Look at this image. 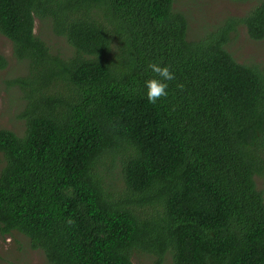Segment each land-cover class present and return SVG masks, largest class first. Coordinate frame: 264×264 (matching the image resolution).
<instances>
[{
  "label": "trees",
  "instance_id": "trees-1",
  "mask_svg": "<svg viewBox=\"0 0 264 264\" xmlns=\"http://www.w3.org/2000/svg\"><path fill=\"white\" fill-rule=\"evenodd\" d=\"M175 3L0 0V33L28 64L13 82L25 132L0 130V230L49 264H135L136 251L264 264V67L227 49L240 26L264 40V0L205 34ZM35 17L71 56L36 35ZM149 62L174 72L156 103ZM118 156L126 187L114 194L105 172Z\"/></svg>",
  "mask_w": 264,
  "mask_h": 264
},
{
  "label": "rangeland",
  "instance_id": "rangeland-1",
  "mask_svg": "<svg viewBox=\"0 0 264 264\" xmlns=\"http://www.w3.org/2000/svg\"><path fill=\"white\" fill-rule=\"evenodd\" d=\"M259 0H176V7L189 17L190 31L205 34L212 31L229 17H242ZM34 31L47 42L54 53L71 56L73 48L64 38L55 35L51 22L35 17ZM227 49L239 63L264 67V40L250 39L244 27L232 33ZM0 56L7 65L0 68V130H10L21 136L25 132V121L20 117L27 105L22 89L13 82L28 76L27 61L14 55L13 43L0 33ZM122 159H115V167L105 172V183L114 194L124 192L126 184L122 176ZM259 189L264 180L256 178ZM135 264H174L171 254L161 261L156 254L136 251L132 257ZM0 264H49L44 253L31 247L30 240L19 232L3 234L0 230Z\"/></svg>",
  "mask_w": 264,
  "mask_h": 264
},
{
  "label": "clouds",
  "instance_id": "clouds-1",
  "mask_svg": "<svg viewBox=\"0 0 264 264\" xmlns=\"http://www.w3.org/2000/svg\"><path fill=\"white\" fill-rule=\"evenodd\" d=\"M155 75L145 79V95L150 103H156L161 97L167 96L168 82L174 79V72L170 70L169 65H161L155 62H149L147 65ZM71 223V220L68 221Z\"/></svg>",
  "mask_w": 264,
  "mask_h": 264
}]
</instances>
